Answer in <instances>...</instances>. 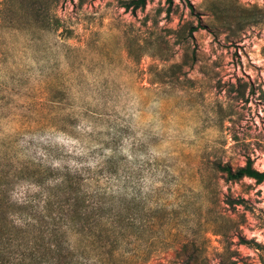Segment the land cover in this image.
I'll use <instances>...</instances> for the list:
<instances>
[{
	"label": "rangeland",
	"instance_id": "rangeland-1",
	"mask_svg": "<svg viewBox=\"0 0 264 264\" xmlns=\"http://www.w3.org/2000/svg\"><path fill=\"white\" fill-rule=\"evenodd\" d=\"M123 1L0 0V200L79 174L123 227L114 257L69 233L87 264H264V183L213 169L264 171V0Z\"/></svg>",
	"mask_w": 264,
	"mask_h": 264
},
{
	"label": "trees",
	"instance_id": "trees-1",
	"mask_svg": "<svg viewBox=\"0 0 264 264\" xmlns=\"http://www.w3.org/2000/svg\"><path fill=\"white\" fill-rule=\"evenodd\" d=\"M149 1L125 0L122 8L136 13L144 10ZM55 2L51 0L52 5ZM167 2L172 5L173 0ZM244 11L250 12L248 9ZM195 31V28H191L190 37ZM213 169L221 173L227 182L250 179L258 185L264 183V171L255 167L252 158H247L245 165L237 168L229 163L214 162ZM48 172L49 175H45ZM33 175L34 179H39L38 186L42 188L36 206L32 205L35 200L25 201L21 205L11 203L9 197L0 200V264H87L84 256L71 248L70 232L84 236L83 240L90 246L98 244L100 248H109L106 254L114 257L120 246L117 231L123 227L96 222H101L104 215L98 213L100 208L85 193L83 176L40 169H36ZM51 177L56 183L45 186V181ZM8 202L12 205L9 206ZM71 203H75L76 208ZM12 217H16L17 222ZM26 230L33 235L28 242L21 239V236H27ZM111 236L116 240L111 242ZM179 255L182 264H196L194 245L186 244Z\"/></svg>",
	"mask_w": 264,
	"mask_h": 264
}]
</instances>
